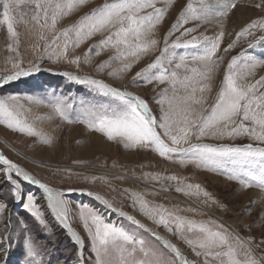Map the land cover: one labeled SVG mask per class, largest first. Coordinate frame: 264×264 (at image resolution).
Returning a JSON list of instances; mask_svg holds the SVG:
<instances>
[{
  "label": "snow or ice",
  "instance_id": "obj_1",
  "mask_svg": "<svg viewBox=\"0 0 264 264\" xmlns=\"http://www.w3.org/2000/svg\"><path fill=\"white\" fill-rule=\"evenodd\" d=\"M173 2L167 0L166 6L157 7V0H103L75 22L58 27L63 18L87 6L90 0H0V30L6 29V50L14 54L7 58L11 70L0 75V88L39 72L43 57L54 63L63 61L75 65L79 70L82 65L91 63L93 55L98 57L109 50L111 54L97 63L95 70L103 72L108 69V76L121 79V74L129 71L141 57L157 50L160 43L158 28ZM238 3L239 0H187L175 22L164 34L159 55L132 77L133 83L167 85L158 94L160 98L157 103L161 109L159 119L152 114L145 99L126 88L113 86L89 74L81 75L79 71H65L61 75L86 86L101 99L95 102L82 99L78 105H74L69 102V97L54 94L47 97L0 95V125L50 145L52 138L39 130L35 121L58 117L69 124L83 123L89 129L103 133L109 140L119 139L125 148L151 149L181 167L191 165L196 169L215 172L236 181L242 189L256 187L261 196L250 200L249 204L254 206L260 203L264 200V90H261L264 89V76L254 82H246V78L254 76L256 68L264 66V59L248 54L249 50L264 43V35L256 36V31L264 32V16L252 19L241 27L235 32V38L223 47L226 54L236 47L241 38L255 37L248 43L247 49H242L228 60L218 91L210 104L207 95L212 92L215 76L224 61V56L218 54L225 37L221 21L238 7ZM255 7L264 9V0H260ZM20 24L32 41L30 47L38 53L36 62H29L28 67L23 66L20 53ZM189 24L192 26L187 27ZM213 24L218 26L219 31L211 35L206 34L207 30L198 31L203 25ZM176 32L179 35L170 42ZM97 35L102 38L89 44L82 55H70ZM180 49L184 51L178 52ZM113 63L118 66L113 68ZM33 106H43L50 111L36 114L29 120ZM73 111L75 118L70 115ZM241 137L258 143L205 142L206 139L234 141ZM0 176L8 184V196L21 203L22 208L46 232L49 225L38 198L33 192L24 193L21 182H28L43 190L53 219L79 246L77 258L80 264H264V251H261L264 240L258 244L254 237L243 236L237 228L219 219L209 217L207 220H197L180 214L182 211L197 213L198 205L186 209L178 206L169 208L163 203L146 199L144 192L128 188L123 192L127 194L133 209L173 234L198 259L189 260L177 244L148 228L136 216L115 207L104 196L88 192L108 210L125 218L128 225L111 221L86 204L78 205V217L92 253L86 260L83 252L85 240L71 225L72 210L65 196V191L71 193L83 189L50 187L2 152ZM124 178V175L117 177ZM136 178L153 182V194L168 192L174 186L177 193L200 204L215 205L224 211L228 209L201 184L191 183L184 177L143 172L141 177ZM84 179L107 180L103 176H85ZM155 184L160 187L155 188ZM7 208V201L0 200V215ZM245 210L251 212L252 208L246 207ZM260 212L264 214V207ZM18 224L25 264H51L50 259H45L46 244L38 243V237L32 235L23 219ZM141 230L149 233L159 244H149ZM12 241L11 232L0 237V245H7L0 248L5 256L8 248L13 246Z\"/></svg>",
  "mask_w": 264,
  "mask_h": 264
},
{
  "label": "rangeland",
  "instance_id": "obj_2",
  "mask_svg": "<svg viewBox=\"0 0 264 264\" xmlns=\"http://www.w3.org/2000/svg\"><path fill=\"white\" fill-rule=\"evenodd\" d=\"M186 2L187 0H174L172 5L168 8L163 23L158 28L157 38L160 43L157 50L147 56L141 57L140 61L134 63L129 71L121 74V79H115L108 76V69L103 72H96L95 70V65L101 60H106L108 55L111 54L110 50L102 53L98 57L93 55L91 63L88 65H82L79 70L75 65L67 64L63 61L54 63L51 59L43 57L40 59L39 66L41 70L39 72H34L27 77H22L18 81L10 83L8 86L0 88V95L19 94L47 97L50 94H54L57 96L69 97V102L74 103V105H78L79 101L82 99H86L89 102L100 100L101 98L91 93L86 86L69 81L66 77L61 75V73L65 71H79V74L81 75L89 74L95 78L104 79L107 83L112 84L113 86L124 87L127 91L139 95L147 101L152 114L159 119L161 109L160 105L157 103V100L160 98L158 94L162 89L167 87V85L158 84L156 82L133 83L131 81L137 71L159 55L158 49L163 47L164 34L171 27L172 23L175 22L179 11L183 8ZM100 3H103V0H90V3L87 6L77 9L68 17L63 18L59 22L58 27H64L75 22L79 16L88 12L92 7H95ZM257 3H260V0H239L238 5L241 14L238 13L237 8H235L221 21L224 26L225 37L218 54L224 56V61L221 69L215 76L212 92L207 94L209 97V104L212 102V98L218 91L220 81L223 78V69L226 67L228 60H230L232 56L238 55L242 49H247L248 43L255 38H241L236 47L226 54L222 50L223 47H226L227 44L235 38L236 31H239L241 27L249 23L252 19L264 16V9L255 7ZM166 4L167 0H157V7H164ZM25 11H27V9H25ZM239 15L240 18L238 19ZM186 26L191 27L192 25L189 24ZM18 30L21 33L20 53L24 62L23 66L28 67L29 62H36L38 53L34 52L30 47L32 41L27 35L25 27L20 24L18 25ZM205 30H207L206 34L211 35L213 32L219 31V28L215 24L203 25L198 31L204 32ZM177 35H179V32H176L170 38V42L171 39H175V36ZM260 35H264V32L256 31V36ZM101 38L102 37L99 35L93 37L70 55H82L88 48L89 44H92ZM7 43L6 29L0 30V75L11 70V64L7 62V58L14 54L9 53L6 50ZM177 51L183 52L184 50L180 49ZM248 54L264 59V43L249 50ZM117 66V63H113L112 65L113 68ZM260 76H264V66L256 68L255 75L246 78V82H254L259 79ZM168 94L171 95V92ZM49 111V109L43 106H33V111L29 114V120H31L36 114L47 113ZM70 115L75 118L76 113L73 111ZM35 126L52 138V143L50 145L38 142L36 137L27 136L10 130L4 125H0V135L3 139L5 138L7 140V144L0 141V150H2L3 154L9 159L21 165V167L34 175L37 179L47 183L50 187L63 190L69 188L83 189L87 192L98 193L109 199L115 207L121 208L125 212L137 211L133 209L130 200L127 199V194L123 192L125 188L144 192L146 199L157 203H163L169 208L172 206H178L181 209H186L189 206H193L188 199L189 197L184 196L182 193H177L174 190V186L168 192H157L153 194V182H145L143 179L136 178L141 177L143 172H159L166 175L175 174L186 178L187 181L191 183L201 184L217 200L228 206L227 211H224L215 205L202 204L203 208H199L197 213L182 211L180 212L181 215L194 217L197 220H207L209 217H212L210 215L215 214L218 219L220 218L219 220L221 222L226 225H232L233 228H237L243 236L254 237L258 244L261 240H264V214H261L260 212L263 202L254 206L249 204V201L252 199L248 193L249 191L255 190L261 193L256 187L242 189L236 181H230L215 172L196 169L191 165L181 167L173 161L160 157L151 149L125 148L123 144L119 142V139L109 140L103 133L89 129L83 123L69 124L66 121L60 120L58 117H55L51 120L44 119L35 121ZM78 127L79 129H77ZM157 130L159 131V129ZM91 134L97 135L100 138L99 141H95L93 139L95 137L91 136ZM205 142L212 144L252 143L254 145L258 143L247 137L237 138L234 141L227 139L224 141L206 139ZM60 168L67 170L61 171ZM103 169H110L112 174L110 176H105L89 174L86 172ZM134 173L135 176L133 175ZM212 174L217 177L213 176L212 178ZM120 175H124L125 178L117 179ZM85 176H103L106 177L107 180H85ZM135 180L141 181L135 182ZM159 187V184H155V188L158 189ZM27 192L32 191L30 189L24 191V193ZM35 194L49 225L46 232L41 229L37 222H35L34 218L22 208L21 203H16L8 196V184L5 183L4 177L0 176V200H5L8 204V208L2 215H0V237L9 232L13 234V246L8 248L7 256L4 255L3 251H0V262H5V264H11V262H14L15 264H25L24 252L21 244L20 226L18 224V221L23 219L27 229L32 235L38 237V243L46 244V260L50 259L51 264H76L78 260L77 245L72 241L64 228L56 225L54 221L48 219L49 216L47 209H45L43 198L40 194ZM65 196L70 201L72 210L71 225L85 240L83 252L84 258L87 260L92 253L90 252V242L78 217V205L86 204L96 211L97 209L86 202H83V200L78 198L75 194L67 192L65 193ZM178 197L183 200H179ZM192 200L199 202L195 199ZM246 207H251V212L246 211ZM9 213L11 215V224H9ZM105 217L109 218L107 215H105ZM109 219L125 226L128 225V221L120 216L116 217L113 215ZM245 225H248L249 227L246 228L244 227ZM161 228L164 229L162 226ZM164 230L167 232L166 229ZM141 234L149 244H159V242L149 233L141 230ZM170 235L180 249L184 247L183 249L188 254H186V256L189 260L195 261L198 259L182 241L178 240L173 234ZM2 247H7V245H0V248ZM261 251H264V245H261Z\"/></svg>",
  "mask_w": 264,
  "mask_h": 264
},
{
  "label": "bare ground",
  "instance_id": "obj_3",
  "mask_svg": "<svg viewBox=\"0 0 264 264\" xmlns=\"http://www.w3.org/2000/svg\"><path fill=\"white\" fill-rule=\"evenodd\" d=\"M237 10H238V13H240V8H239V5L237 7ZM241 14V13H240ZM240 18V15L238 16V19ZM79 129V127L77 128ZM82 129V128H81ZM91 136H94L95 138H93L95 141H99V137L97 135H94V134H91ZM0 141L2 142H5V144H7V140L0 135ZM13 148H15L13 145H11ZM16 149V148H15ZM0 152H2V150H0ZM3 153V152H2ZM129 155V154H128ZM25 156V155H24ZM129 157V156H128ZM30 158V157H29ZM61 171L62 170H67V169H64V168H60ZM86 171V170H85ZM88 172L89 174H98V175H107V176H110L112 174V171L110 169H103V170H94V171H86ZM209 174V173H208ZM213 176L217 177L216 175H213L212 174V178ZM219 177V176H218ZM221 178V177H220ZM223 179V178H222ZM141 180H135V182H139ZM22 184V190L23 192L30 189L32 192L34 193H38L40 194V196L43 198V201H44V206H45V209H47V212H48V219H50L51 221H54L56 223V225H59L52 217V215L50 214L48 208H47V205H46V201L44 199V195H43V190L39 189L37 186L35 185H32L28 182H21ZM88 192L87 191H73L71 192V194H75L78 198L82 199L83 202H86L87 204L93 206L94 208L97 209L98 212H101L102 214H105L107 215V217H111V216H116V217H119L115 212H112L111 210H108L100 201L96 200L94 196H89L87 194ZM249 195L252 197V199H257L261 196V193H259L258 191H249L248 192ZM179 200H183L181 199L180 197H178ZM190 203L193 205V206H199V208H203V205L200 204L199 202H195L194 200H192L191 198H188ZM251 199V200H252ZM247 202V201H246ZM260 202H263L262 203V207H264V201H260ZM18 203V202H16ZM15 207V206H14ZM261 209V208H260ZM139 211H135V212H128L129 214L131 215H134L136 216L137 219L141 220L142 223L146 224L148 228L152 229L153 231L155 232H159L160 235L164 236L165 238H167L168 240H170L172 243H175L173 241V237L167 233L164 229L161 228V226H157L155 223H153L152 221L148 220L146 217H143V215L139 212ZM212 216L211 218L213 219H218L216 217L215 214L213 215H210ZM220 219V218H219ZM60 226V225H59ZM232 226V225H231ZM61 227V226H60ZM63 228V227H62ZM67 232V231H66ZM83 238V237H82ZM176 244V243H175ZM77 245V244H76ZM85 246V245H84ZM78 249H79V246L77 245ZM184 248V247H183ZM181 248L182 252L186 255L187 253L185 252V250ZM84 250V249H83ZM188 255V254H187ZM11 264H15L14 262H11ZM76 264H80L79 260H77V263Z\"/></svg>",
  "mask_w": 264,
  "mask_h": 264
},
{
  "label": "water",
  "instance_id": "obj_4",
  "mask_svg": "<svg viewBox=\"0 0 264 264\" xmlns=\"http://www.w3.org/2000/svg\"><path fill=\"white\" fill-rule=\"evenodd\" d=\"M65 190H67V189H65ZM85 191V190H84ZM65 193H67L66 191H65Z\"/></svg>",
  "mask_w": 264,
  "mask_h": 264
}]
</instances>
